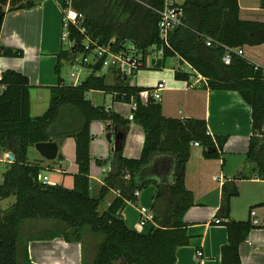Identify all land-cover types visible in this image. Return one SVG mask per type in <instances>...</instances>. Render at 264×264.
Here are the masks:
<instances>
[{
	"label": "trees",
	"instance_id": "trees-1",
	"mask_svg": "<svg viewBox=\"0 0 264 264\" xmlns=\"http://www.w3.org/2000/svg\"><path fill=\"white\" fill-rule=\"evenodd\" d=\"M8 0H0V5ZM20 0H10L8 12L27 7ZM84 16L87 35L100 45H111L116 52H125L131 45L147 50L159 45V11L164 0H64ZM264 9V0H260ZM182 26L170 34V48L155 69H162L168 59L179 58L193 71L206 79V88L212 91L237 92L251 108V133L243 169L222 186V200L216 218L226 220L228 242L222 246V264H241L240 247L255 228L250 219L234 221L231 218V199L239 196L238 183L264 181V66H258L244 57L234 56L230 65L222 61L226 49L264 45V22L242 20L238 0H186L181 6ZM0 25V32H1ZM210 39L212 45H206ZM85 36L69 25V41L75 48L57 55L56 73L62 62H72L84 51ZM5 57L23 58L20 49L0 47ZM90 75L79 85L51 87L50 106L41 117L30 114V89L27 76L6 70L0 76V153L14 156L0 183V200L14 198L6 210H0V264H22L18 260L19 229L24 221H59L72 231L63 233L67 242H80L86 229L93 235H102L92 264H176L177 251L188 246L191 237L183 218L195 206L194 195L186 187V166L193 143H199L206 159H221L228 136H212L208 124L201 119L166 118L160 103L142 101L140 93L150 88L131 85L121 76L115 84L107 85L104 76L97 75L100 64L90 66ZM190 74L175 69L177 81H189ZM91 91L112 95L114 102L138 105L133 121L142 127L145 141L138 159L124 157L123 150L97 160L107 168L104 185L98 197L91 195V143L94 121L109 123L126 131L129 121L112 109L94 105L88 98ZM73 106L83 116L81 127L70 134L52 135V127L60 110ZM72 137L76 142L78 173L73 177V188L41 182L45 170L28 161L29 149L38 143L55 141L59 145ZM208 148H214L208 153ZM59 161L63 160L61 155ZM126 177H128L126 179ZM153 186L155 193L150 207L155 226L142 234L131 230L119 217L126 204H136V192ZM115 191L117 197L101 211L106 196ZM252 209V208H251ZM250 209V210H251ZM24 264H32L28 251Z\"/></svg>",
	"mask_w": 264,
	"mask_h": 264
},
{
	"label": "crops",
	"instance_id": "crops-1",
	"mask_svg": "<svg viewBox=\"0 0 264 264\" xmlns=\"http://www.w3.org/2000/svg\"><path fill=\"white\" fill-rule=\"evenodd\" d=\"M29 1L33 3L32 7H24L13 12H8L12 6L10 0L1 5L6 14L1 26L0 47L20 49L24 52V57L12 58L0 54V76L6 70H14L29 78L32 85L30 114L36 118L44 115L50 106V88L68 85L63 79L62 70L64 65L70 64V62L63 61L60 74L56 73L57 55L64 47L62 40L64 0H20L16 5L21 3L27 5ZM185 1L178 0L179 5L181 6ZM238 2L242 20L264 22V19H261L264 16V9L261 8L260 0H238ZM71 47L72 45L65 49H71ZM243 52V57L248 61L258 66H264V45L246 46V49L243 48ZM175 59L179 61L175 69L180 68L191 76L189 81H177L174 77L175 69L171 70L173 79L165 82L167 89L162 95V99L166 97V100L160 102L163 115L166 118L181 120H205L212 136H228V142L224 147L221 159L204 158L201 146H192L191 148L190 159L186 166V187L194 195L195 206L190 208L183 218L191 242L188 246L178 249L176 264H222L221 249L228 242V234L225 226L217 225L214 221L221 206L222 186L233 179L243 169L245 163L251 133V108L237 92L212 91L206 88L203 82L200 85L195 84L193 78L201 75L193 71L185 62L182 63L179 58ZM85 67L90 70V66ZM102 71L97 75L104 76L107 85H114V74L110 73L111 77H107L102 74ZM73 81L72 78V84ZM96 94L102 96L104 104L97 103ZM88 98L94 105L112 109L129 121L123 154L126 158L138 159L143 150L145 136L142 127L129 119L130 104L114 102L112 95L99 91L89 92ZM116 105L127 108L128 111L122 112L116 108ZM82 123L83 116L79 110L67 105L60 110L57 121L52 127V135L58 137L73 133L81 127ZM107 126L110 124L100 121H94L91 124V132L94 135V140L91 143L90 171L91 195L93 197L99 196L105 178L104 168H99L97 160L109 158L111 152L106 139ZM114 128L112 127V131ZM102 133L106 135L105 141L99 139ZM30 150L32 153L31 155L28 153V161L45 169L41 177L47 176L49 185L73 188V177L78 173L74 138L67 137L61 142L58 156L63 157L62 161H47L40 156L35 146ZM9 155L0 153V183H2L3 175L11 163L8 159ZM51 176L57 177L52 179ZM250 181L264 183L257 179ZM154 193L155 188L151 186L146 196L140 194L144 207L150 209ZM117 195V192L111 191L103 204L108 206ZM0 203L3 204L0 205L2 206L0 209L4 210L3 208L7 206L8 202L2 200ZM125 207L121 214L131 230L146 234L156 225L150 223L145 227H139V209L136 219L127 216ZM258 217L264 223V213L258 212ZM231 218L234 221L244 219L237 218L232 208ZM221 221L226 222L224 219ZM56 222L50 220L45 225L47 226L45 234H43L45 232L43 229L39 234L25 235L23 245L28 251L32 264H92L102 239L98 235L92 234L89 235L88 241L84 236L80 242H67L59 231H52L51 224H57ZM199 252L202 253V256H198ZM240 255L241 264H264V229H254L250 232L240 247Z\"/></svg>",
	"mask_w": 264,
	"mask_h": 264
},
{
	"label": "built area",
	"instance_id": "built-area-1",
	"mask_svg": "<svg viewBox=\"0 0 264 264\" xmlns=\"http://www.w3.org/2000/svg\"><path fill=\"white\" fill-rule=\"evenodd\" d=\"M72 2H69L68 8L65 9L64 19H63V32L62 40L69 41V25L76 27L82 35L85 36V40L82 42L83 52L77 54L80 58L77 59L79 64L84 66H91L100 64L102 70H106L114 76H121L131 83L132 78H136L137 71L139 69H144L150 67H155L165 56V50L170 48V34L182 26V10L180 8L178 0H164L163 9L159 13L158 21V31L160 36L159 45H153L147 50H140L135 45H131L125 52H116L113 50L111 45H100L97 41H93L88 35L87 30L83 27L84 16L77 13L72 8ZM70 42V41H69ZM71 43V42H70ZM207 46L212 45V41L208 39L206 41ZM72 48H75V44L72 43ZM76 56V57H77ZM234 56L243 57V48L237 49H226V53L222 59L225 65H230ZM73 78V85L81 84V80L74 73L71 74ZM194 83L200 85L202 82L206 85V79L201 76L193 78ZM167 89L166 83H159L157 87L143 91L140 93V98L142 101H147L152 99L153 101L160 103L162 101V95ZM131 113L129 119H134V111L137 110V103L132 100L130 103ZM108 109V108H107ZM192 146H200L199 143H193ZM103 173L107 174V168L103 169ZM128 177H126L127 179ZM41 182L48 184L49 178L47 176L41 177ZM118 193V192H117ZM119 194V193H118ZM136 198L140 197V192H136ZM250 221L255 229H264V223L258 217V212L256 209L250 210ZM215 224L220 225L222 221L218 218L214 221ZM150 223L154 222V215L151 213L150 209L142 207L139 209V220L138 226L145 227ZM198 256H202L199 252Z\"/></svg>",
	"mask_w": 264,
	"mask_h": 264
},
{
	"label": "rangeland",
	"instance_id": "rangeland-1",
	"mask_svg": "<svg viewBox=\"0 0 264 264\" xmlns=\"http://www.w3.org/2000/svg\"><path fill=\"white\" fill-rule=\"evenodd\" d=\"M261 19H264V16L261 17ZM71 45L72 43H70L69 41L64 42V48H70ZM244 49H246V46L244 47ZM79 58H80V55H78L74 61L70 62V64L72 65H70L69 63L64 65V68L62 70V76H63V79L65 80V83L68 85L72 84V78H71L72 73L77 75L81 81L85 80L88 74L90 73V70H88V68H86L83 64L81 65L78 63L77 59ZM178 64H179V61L173 58V59L166 60L165 66L162 69H155L150 66L148 68L139 69L137 71L136 78L131 79V83L137 85L138 87L153 89L157 87L159 83L169 82V80L173 79V72L172 73L170 72L171 70H174ZM102 74L107 75V77H111L110 73L106 70H103ZM96 96H97L96 97L97 103H99L100 105L104 104L102 96L100 94H96ZM165 98L166 97H163L162 101L166 100ZM107 99L109 100V98ZM108 100H107V103H109ZM106 105H109V104H106ZM116 108L119 110H122V112L128 111L127 108H123L118 105H116ZM105 136L106 135L102 133L99 136V139H104ZM31 151L32 150L28 152L29 155H31L32 153ZM99 168L101 169V167ZM51 177L53 179V177L56 178L57 176H51ZM148 189L143 190L140 194H142V196L144 195L146 196L148 194ZM238 190H239V196L231 199V208L234 211L235 216L237 218H244L243 220H248L249 211L251 208L256 209V211L259 213H264V183H256L254 181H242L238 184ZM3 201L8 202L7 206L5 205L6 207L3 208L4 210H6L8 207H10L15 202V199L10 198V199H6ZM0 205H3V204L0 203ZM144 206L145 205L142 202V198L139 197L136 204L129 203L125 207V212H127L126 214L128 217L130 218L133 217L137 219L138 209ZM0 208L2 209V206H0ZM105 208H106V205L102 204L101 211H103ZM145 208H148V207H145ZM243 220H240V221H243ZM48 222H50V220L49 221L28 220V221H24L21 224L20 229H19V235L21 236V241L19 242V245H18V249H19L18 260L22 264H24L23 256L26 250L25 246L23 245L24 239L26 237L25 235L29 236V235L39 234L43 229H45V232L43 233L45 234L47 231L46 230L47 226L45 225H47ZM51 222H56V221H51ZM56 223L57 224H51V226H53L52 231H59L60 234L69 233L71 236L72 231L65 228V226H62L64 225L63 223L59 221H57ZM89 235H92V234L89 231V229H86V231L83 234V237L86 236V241H88ZM98 237H100L103 240L102 235H98Z\"/></svg>",
	"mask_w": 264,
	"mask_h": 264
},
{
	"label": "water",
	"instance_id": "water-1",
	"mask_svg": "<svg viewBox=\"0 0 264 264\" xmlns=\"http://www.w3.org/2000/svg\"><path fill=\"white\" fill-rule=\"evenodd\" d=\"M32 6H33V3L29 1L27 3V7H32ZM5 14H6L5 11L0 5V25L2 24ZM126 137H127L126 130L119 128V127H115L113 131L106 136V139L108 143L113 146L112 148L114 151H120L124 149ZM59 148H60V145L55 141L38 143L35 145V149L40 154V156L50 162H53L58 159ZM214 151H215L214 148L207 149L208 153H213ZM8 159L10 162H13L14 156L10 154ZM119 217L123 218L122 214H119Z\"/></svg>",
	"mask_w": 264,
	"mask_h": 264
}]
</instances>
